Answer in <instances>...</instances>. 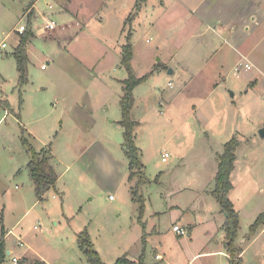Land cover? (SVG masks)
I'll return each instance as SVG.
<instances>
[{"label":"rangeland","instance_id":"374dc122","mask_svg":"<svg viewBox=\"0 0 264 264\" xmlns=\"http://www.w3.org/2000/svg\"><path fill=\"white\" fill-rule=\"evenodd\" d=\"M104 1L107 7L94 13L98 11L96 0H84L87 26L78 34L75 27L67 28L64 35L71 40L58 45L44 38L54 36L70 19L62 20L56 16L57 9H47L56 0H39L35 5L37 20L32 24L37 27L43 15L57 28L40 33L44 37L34 36L28 45L26 83L19 86L14 29L25 25L24 5L30 0H0V235L3 230L5 253L12 254L6 255L2 264H13V257L20 259L18 264H34L36 260L88 264L77 243L83 232L100 264H115L122 257L138 261L141 256L143 264H155L153 251H161L163 242L152 244L158 241L151 235L152 227L156 232H170L166 237H172L168 240L169 254L176 257L181 249L171 232L170 210L177 205L184 209L194 200L188 191L181 190L188 183L194 190L210 183L214 189L217 156L232 138L241 144L236 149V172L229 193L238 214L232 248L236 253L244 250L238 256L241 264H264V235H260L264 226L251 233L255 219L264 212V138L258 134L264 128V0H259L257 26L254 29L251 25V38L243 47L245 53L252 50L253 55L238 62L249 64L250 69L244 70L242 65L234 73V61L225 65L224 78L216 88L217 99L216 95L204 96L206 85L198 86L203 76L175 98L180 78L177 74L169 77L168 71L185 64L188 51L204 54L200 49L198 53L195 40H188L194 23L190 16L182 19L184 27L169 19L184 13L178 2L161 0L163 6H157L152 15L151 8L158 0L147 1L146 12L155 17L158 27H132L135 33L127 68L122 58L129 27L122 23L134 9L135 0ZM191 1L196 5L197 0ZM235 1L207 0L206 4L210 12L220 9L228 16L237 10ZM123 3L129 6L127 12H122ZM108 4L114 9L109 10ZM224 16L208 18L209 28L217 29V20H224ZM173 25L179 34L180 51L172 59L169 55L175 53L176 44L169 34ZM205 29L201 33L205 34ZM208 35L214 39L212 48L225 46L215 34L208 31ZM247 35L236 22L235 33L225 36L232 43ZM156 48L159 51L155 53ZM193 66L196 70L199 64ZM145 74L148 77L132 89L129 114L136 123L134 146L145 176L144 183L138 184L140 199L135 202L131 192L138 179L131 178L120 102L124 82L131 75L141 78ZM170 81L172 89L167 85ZM160 98L164 105L170 99L175 101L166 109L158 105ZM28 147L36 153L46 150L53 157L57 181L40 200L27 171ZM164 151L170 157L162 163L160 154ZM9 230L15 235H7ZM224 239L219 240L217 234L214 240L229 255ZM26 255L32 258L23 259ZM195 264L231 263L215 256Z\"/></svg>","mask_w":264,"mask_h":264},{"label":"crops","instance_id":"0c3cea01","mask_svg":"<svg viewBox=\"0 0 264 264\" xmlns=\"http://www.w3.org/2000/svg\"><path fill=\"white\" fill-rule=\"evenodd\" d=\"M38 1L39 0H36L31 7H29V3L24 5L25 7L24 10H27V11L26 13H23V17L26 20H27V16L29 15V13L32 12L31 20H30V28H31V24L35 21V19L37 20V17H36L37 11L35 9V5L37 4ZM147 1L148 0H143V1L135 0L134 9L132 10V12L130 11L131 13L127 14L126 19L124 18L123 23H122L123 27L124 26L129 27V32L127 36L126 37L124 36V39L126 41L125 45L128 44L131 47L130 40L133 34L135 33V30L132 29L133 26L137 29H141L142 27L145 29H153V30L157 29L158 27L157 20L155 19L154 16L150 18V14L146 12ZM174 1L176 3L178 2L179 8L182 9L184 13L180 11V13L170 16L169 19L177 25H183L182 19L185 17L188 18V16H190L189 20L191 21V23L192 22L194 23H192L193 29L190 30V34L188 35V40L190 39L195 40L194 45L196 47L198 46L200 47V48H197L198 53L200 51L203 52L204 54L209 52L205 55L203 54L202 56V54L195 55V54H192L190 51H188V53H186L185 64H181L180 66L179 64H177L178 65L177 69L169 70L171 71V74L170 73L167 74L169 75V77L175 76V74H177V77L180 78L179 83L175 86V88L177 87L176 89L177 93L175 95V98L180 96L182 92H184L185 90L188 91L192 87H194L193 84L195 83L196 78L203 76L205 77V79L202 80L198 86L206 85L207 88L203 86L204 90H206V93L204 94V96L212 97L216 95L215 99H217L218 90L216 88L218 87V84L222 81V79L224 78L223 70H224L225 65L234 61V68H233L234 73L237 72V67H242V65L243 67L245 65L249 66V64L247 63L242 64L238 62H241L243 60L242 58H246L247 60L248 59L247 57H252L253 55L252 50L249 54L245 53L243 51V47H245V45L248 42L247 38L249 39L251 38L250 37L251 36V25L252 24L255 25L254 29L257 26L256 24L258 20H257L256 12H257L258 5L260 4V1L259 0H237V1L234 0L235 1L234 5H236L237 10L234 11L233 14L228 15V16H227V13L225 12L221 13L220 9L217 11L210 12L209 5L206 4L207 0H197L196 5L191 0H190L191 3L190 1H187V0L186 1L174 0ZM56 2H57L56 4L53 2V5H47V9L48 10L57 9L58 11H57L56 16H58L62 20H66L68 18L70 19L68 20L70 22H68L69 24H67V26L61 27L60 29L58 28L54 36L51 35V37L44 38V40H47L48 43H51V41H54V42H57L59 45V41L71 40L69 35L67 34L66 36L64 35L65 34L64 32L67 28L75 27L78 30L76 34H78L85 28V26H87L86 24L87 18H85L84 16L85 15L84 13L86 11L83 9V6L86 9L87 7L84 4V0L83 1L76 0L75 4L73 0H56ZM106 2L107 1H104V0H96L95 6L98 7V11H94V13H98L102 7H107ZM108 5H109V10L114 9V7L111 4H108ZM157 6H163V1L158 0L155 2V5L152 6L151 8L153 10L152 15L156 13ZM128 9H129V6L123 3L122 12H127ZM236 12H239V13H236ZM89 13H90V10H89ZM217 14H225V16L223 17L224 20L222 21L217 20L219 21L215 25L217 29L216 28L210 29L207 24L208 23L207 20L208 18L216 16ZM233 16H235V18H233ZM178 18H181V20L178 21ZM39 19H41V21L38 22L37 27L32 24V36L26 42V51L28 50V45L32 42L34 36L36 35L42 36L40 34V30L44 28L46 22L48 21L54 22L51 19H47L43 15L42 17L40 16ZM211 20L212 19H210V21ZM236 22L240 28L244 29V31L248 33V35L242 39H237L236 41L231 43L230 40L226 39L225 35H227L230 38L232 34L235 33ZM22 25L24 24H19V26L14 29V33L17 35L16 47L18 46L19 38H20V35L22 34V33L21 34L18 33L17 29ZM24 26L26 27V21H25ZM184 26L185 25H183V27ZM204 27H206L205 34L201 33V30ZM170 30L171 32L174 31L172 33L170 32L169 34L171 41H175V44H176L175 50H174L175 53L173 54V56L169 55V57L173 59L178 56L179 51H180V47L178 46L179 39H177V36L179 34L176 32L175 26L171 27ZM208 31L212 34H215L218 41L222 40L226 47L221 44V47L212 48L213 44L211 45V43L213 42L214 39L212 37L213 39L212 40L209 35L206 36V33ZM219 33L222 35V37H220ZM173 36H176V38H174ZM204 36H206L207 39L201 40L202 38H204ZM160 43L161 42H159V44ZM166 43L167 41H165V44ZM253 45H254V48L257 47L258 42L254 43ZM159 46H162V45L160 44ZM193 50L195 51V48ZM158 51H159V48H156L155 53ZM131 57H132V47H131ZM165 57H167V55H165ZM194 63L199 64L196 70L193 66ZM249 69H250V66L248 69L244 67V70H249ZM167 85L171 89L173 88V84L171 81L168 82ZM175 98H173L172 100L170 99L166 101L167 104L165 105L162 102L163 99L160 98L161 101L159 99L158 105L161 106L163 104L165 108L167 109L168 107L167 105L175 101ZM205 101H208V100H204V102ZM198 122H201V121H198ZM240 146L241 144L238 146V148ZM165 153L168 154L167 151H164L163 153L160 154V159L162 155ZM236 153L237 152L235 151L234 168L230 175L231 184H232L231 180L234 179L235 177L234 175L236 172L235 170V165H236V160H237ZM219 156L220 154H218L217 160H216V172H217ZM169 157L170 155L168 154V158ZM52 158L53 157L51 155V161H52ZM216 172H215V175H216ZM215 175L213 176L214 178H215ZM212 187L213 186H211V183H210L207 186H203L202 188H197L194 190V187L191 186V183H188V186L183 187L181 190L188 191L191 194V196L194 197V200L191 203H188V206L184 208L185 210L178 205L176 206V208H173L172 210H170L171 232H172L173 237L176 239L177 244L180 245L179 248L181 249V252H178L176 257L171 256L169 254L171 250V245L170 246L168 245V240H170L172 237H170V239L169 238L166 239V237L169 235L170 232L169 231L167 233L166 232H163V233L156 232L155 227H152L151 235L155 234L156 235L155 237L158 238V241L157 240L153 241L155 243H152V244H158L160 246L163 242V246H162L163 248L161 251L157 249L153 251L154 253L153 258H154L155 264H195L199 260L212 259L215 256H223L229 259V262H230L229 255L225 254L223 250L219 248V246H216L217 241L214 240L217 234H218L219 240H222L223 237H225L223 229H224V222L226 220V215L224 216V214L221 213V209L218 203L212 196L211 194V192L213 191ZM232 189H233V185H232ZM228 198H229V195H228ZM173 226H179L180 228L184 229L187 232V234L182 237L178 236L176 233L172 231ZM261 231L262 232L264 231V227H263V230ZM11 233L15 235L12 232V230H9L7 235L9 234L11 235ZM143 233H144V236L147 235L146 231L145 232L143 231ZM17 239L19 238L17 237ZM4 240L6 241V236H5V239L3 237V241ZM19 247H23V245H20ZM243 252L244 250L242 249V252L240 255H242ZM8 255H12V254L9 252ZM156 256H160V259H156L155 258ZM13 258L17 259L16 257H13ZM13 258L11 259V261H13ZM24 258L29 260L32 257H29L28 255H26L25 257H23V259ZM239 258L242 259L241 257ZM19 260L20 259H17V261ZM36 262H44V261L36 260ZM18 263L19 262H17V264Z\"/></svg>","mask_w":264,"mask_h":264},{"label":"trees","instance_id":"16d2710c","mask_svg":"<svg viewBox=\"0 0 264 264\" xmlns=\"http://www.w3.org/2000/svg\"><path fill=\"white\" fill-rule=\"evenodd\" d=\"M36 0H30L29 7L33 5ZM143 1V0H141ZM31 14L29 13L26 20L25 31L20 35L18 46L14 49L13 56L16 61L17 72L19 73L18 84L22 86L26 83V64H27V51L26 42L32 36L30 28ZM123 64L129 68V62L131 59V47L125 45L123 47ZM148 75H144L141 78H134L132 75L124 82V96L121 99L122 121L121 124L124 127V142L126 144V150L130 159L131 178L136 177L138 183L132 188L133 201L137 202V187L138 184L144 183V173L139 162L137 149L134 146L133 129L136 126L135 121H132L129 117L133 106L132 89L140 82L145 80ZM23 143L27 145L26 140L23 139ZM239 146V141L232 138L224 145L223 153L218 158L217 172L215 175V186L211 192L212 196L218 203L221 213L226 215L224 222L225 239L224 244L227 247L230 263L241 264V259L238 258L241 254V250H237V253L232 248V243L236 238L238 230V214L234 211L233 205L230 202L228 195L232 190V184L230 182V175L234 168L235 151ZM30 153V159L27 164L28 175L33 183L35 196L38 200L52 187H54L57 177L54 173L51 164V154L48 151L34 152L31 147H28ZM264 226V212L259 214L255 219L254 224L251 226V233L253 234L256 229ZM3 230L0 235V264L5 260V245L3 241ZM77 243L79 249L84 253L87 258L88 264H100L97 253L93 251L92 244L89 241L87 235L83 232L77 236ZM143 257L141 256L138 261H130L125 257H122L116 261L115 264H143ZM34 264H45L44 262H35Z\"/></svg>","mask_w":264,"mask_h":264},{"label":"built area","instance_id":"2783aa9c","mask_svg":"<svg viewBox=\"0 0 264 264\" xmlns=\"http://www.w3.org/2000/svg\"><path fill=\"white\" fill-rule=\"evenodd\" d=\"M56 27V24L54 23V22H52V21H48V22H46V24H45V26H44V28L43 29H41L40 30V33H49L52 29H54ZM25 31V26L24 25H22V26H20L18 29H17V32L18 33H23ZM1 47H5V45L3 44ZM246 69H248L249 68V66L248 65H245L244 66ZM44 67L42 66V69H43ZM168 159V154H163L162 155V157H161V161L164 163V162H166V160ZM111 198V197H110ZM172 231L174 232V233H176L178 236H185L186 234H187V232L184 230V229H182V228H180L179 226H173L172 227ZM264 234V232H262L260 235L262 236ZM259 235V236H260ZM156 259H160V256H156L155 257ZM13 264H17V259H15V258H13Z\"/></svg>","mask_w":264,"mask_h":264},{"label":"water","instance_id":"95a60500","mask_svg":"<svg viewBox=\"0 0 264 264\" xmlns=\"http://www.w3.org/2000/svg\"><path fill=\"white\" fill-rule=\"evenodd\" d=\"M168 73H170L171 74V71H168ZM258 134H259V137L261 138V139H263L264 138V128L263 129H260L259 131H258ZM9 253H7V255H8Z\"/></svg>","mask_w":264,"mask_h":264}]
</instances>
